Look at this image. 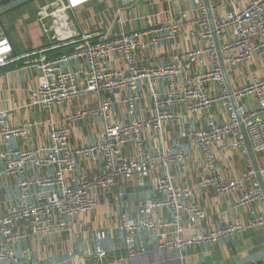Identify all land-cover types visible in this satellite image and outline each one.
<instances>
[{
	"label": "built area",
	"instance_id": "built-area-1",
	"mask_svg": "<svg viewBox=\"0 0 264 264\" xmlns=\"http://www.w3.org/2000/svg\"><path fill=\"white\" fill-rule=\"evenodd\" d=\"M6 0H0L2 4ZM26 1V0H18ZM93 0H58L44 5V20L52 17L64 25L61 12L77 9ZM123 8H130L138 0H117ZM202 11L197 21L201 26L200 35L209 41L207 47L186 51L171 62L155 66H139L135 53L140 49L158 47L172 41L185 22L176 18L162 25L148 26L108 36L101 33H87L79 40H73L76 48L70 53L47 57L41 51L27 54V59L35 57L32 64L39 71V86L32 96V104L44 109L63 105L67 101L90 95L103 97L120 90L131 94L122 98L127 105L129 122H113L111 99L101 98L94 106L77 111L64 118L63 125H51L50 145L46 149H20L11 146L14 139L28 135L33 124L25 123L12 126L7 112L0 111V136L6 149L0 151V176L12 178L15 182L18 199L9 212L0 218V263L21 264L15 243L27 236L52 235L72 230L74 220L93 212L97 207L94 196L96 191L116 188L120 179L132 183L139 179L143 185L156 165L164 168L155 185L157 197H146L139 216L122 218L123 246L130 259L139 258L150 251L137 245V241L147 234L152 235L158 251L168 252L179 264H185L184 253L193 246H208L222 242L232 235L243 233L251 228L264 225V212L248 224H232L214 231H203L198 225L205 217L204 212L192 204L193 190L189 184L177 185L169 173L172 163L185 165V153L180 139L189 138L199 148L206 164V177L200 187H212L217 194H227L236 189L245 188L251 182L252 187L245 190L237 205L243 206L259 200L264 206V196L250 160L245 141L241 133L230 95L220 67L213 32L208 20L204 0H195ZM6 7H0V68L6 67L14 58L11 39L5 32ZM120 22V20H119ZM215 30L220 42V51L227 73L255 55H264V0H248L246 6L227 16L214 18ZM44 26L46 24L44 23ZM57 27V24L55 25ZM48 28V27H47ZM232 28L233 36L227 29ZM64 41V40H63ZM212 58L211 68L198 71L190 76L185 70L191 68L198 58L204 55ZM120 55L124 61V70L111 68L106 60ZM85 59L88 68L75 71L68 67L71 61ZM145 82L149 98L153 103V114L146 119L137 116L138 91ZM216 82L223 87L221 94L213 95L205 89V84ZM166 83L165 90L162 84ZM238 103L240 117L253 147L254 153H264V79H254L238 90H233ZM253 96L255 104L248 106L243 99ZM222 105L228 114L227 121L217 118L215 108ZM188 113L202 112L206 126L202 129H182L172 148L150 152L144 132L153 131L163 141V127L167 122L181 118L175 109L181 108ZM98 119L103 124L102 139L90 145L73 147L70 143L69 123L86 119ZM41 124V123H39ZM38 124V125H39ZM234 134L237 144L228 143V137ZM136 147V156L124 158L128 145ZM240 146L247 157V170L240 179L224 178L216 165L217 152ZM102 158V168L90 175L69 179L75 172L78 160ZM31 167L41 170L37 178L29 176ZM36 188V189H35ZM120 199L126 197L119 192ZM166 212L167 216L160 213ZM25 226V232L14 230V226ZM105 236L101 234V239ZM99 256L105 251L101 244L96 248ZM78 256L70 254L69 261Z\"/></svg>",
	"mask_w": 264,
	"mask_h": 264
},
{
	"label": "crops",
	"instance_id": "crops-1",
	"mask_svg": "<svg viewBox=\"0 0 264 264\" xmlns=\"http://www.w3.org/2000/svg\"><path fill=\"white\" fill-rule=\"evenodd\" d=\"M30 1V0H27ZM40 1V0H39ZM44 5L58 0H41ZM18 1L6 5L5 31L8 33L14 48V58L6 67L0 68V111H6L9 123L20 126L33 124L25 137L14 139L10 145L20 149L43 150L50 145L51 125L67 123L64 118L73 113L94 106L101 98L111 99L113 122H129L127 105L122 98L130 91L120 90L99 97L90 95L67 101L63 105H55L44 109L32 104V96L39 86V71L32 64L33 59H27V54L41 51L47 57H55L75 50L76 43L87 33H101L111 36L124 32L143 29L148 26V19L153 25H162L173 19L181 18L185 24L172 41H167L158 47L140 49L135 53V61L139 66H155L171 62L176 56L186 51L207 47L209 41L200 35L201 26L197 21L202 17V11L195 0H138L130 8H123L117 0H93L73 10L61 12L64 25L52 17L44 20L46 24L36 21L28 11H19L22 4ZM214 18L227 16L233 11L247 5L248 0H209ZM36 7V6H34ZM12 15L15 19L12 18ZM120 20V22H119ZM57 24V27L55 26ZM12 32V33H11ZM228 36H233L232 28L227 29ZM64 40V41H63ZM212 58L204 55L195 60L190 70H185L188 77L198 71L211 68ZM111 68L124 70V61L120 55L106 60ZM68 67L75 71L88 68L85 59L71 61ZM233 90H238L254 79H264V55H255L248 62L242 63L228 73ZM163 89L168 88L166 83ZM205 89L213 95H219L223 87L216 82L205 84ZM136 106L140 119L149 118L153 114V103L149 98L147 84L142 83ZM253 96L243 101L248 106L255 104ZM180 116L177 122H167L163 127V141L153 131L144 132L145 142L150 152H159L175 146L180 131L184 129H202L206 126V118L202 112L188 113L183 107L175 109ZM217 118L228 120V114L222 105L215 108ZM41 123V124H39ZM39 124V125H38ZM71 128L70 143L73 147L93 144L102 139L103 124L98 119H86L69 123ZM228 143L237 144L234 134L228 137ZM180 145L185 153V165L172 163L169 173L177 185L189 184L193 190L191 202L204 212L205 217L198 227L203 231H214L232 224H248L264 212L261 201L254 200L249 204L238 206L237 203L245 190L252 187L246 183L244 190L236 189L227 194H217L212 187L202 188L200 182L206 177V164L199 148L189 138L180 139ZM0 136V151L6 149ZM136 147L129 144L124 150V158L136 156ZM256 158L264 179V153L256 154ZM216 165L221 175L228 179H240L247 170V157L244 149L236 146L234 149L217 152ZM102 168V158L95 160L81 158L75 172L69 179L82 175H90ZM3 167L0 165V174ZM164 168L156 165L141 185L139 179L127 183L120 179L118 186L106 191H96V209L74 220L72 230L57 232L52 235L27 236L15 243V249L21 264H179L168 252L158 251L152 235L147 234L137 241V245L148 248V254L130 259L123 246L121 230L122 218H135L146 197H157L156 180L164 172ZM42 173L31 167L29 176L37 178ZM36 189V188H35ZM119 192H125L126 197L120 199ZM18 199L15 182L12 178L0 176V218L5 216ZM167 216L166 212L160 213ZM14 230L25 232V226H14ZM105 236L101 239V234ZM101 244L105 251L99 256L96 248ZM0 247H3L0 237ZM70 254L77 255V260L69 261ZM185 264H264V225L251 228L243 233L214 245L193 246L184 253ZM5 264V263H0Z\"/></svg>",
	"mask_w": 264,
	"mask_h": 264
},
{
	"label": "water",
	"instance_id": "water-1",
	"mask_svg": "<svg viewBox=\"0 0 264 264\" xmlns=\"http://www.w3.org/2000/svg\"><path fill=\"white\" fill-rule=\"evenodd\" d=\"M16 1H18V0H6L2 4H0V7L12 4V3L16 2ZM204 3H205V8H206L208 20H209V23H210V27H211V30L213 32L214 43H215L216 50L218 52V59H219L220 67H221V70H222V75H223V78H224V81H225V86H226V89H227V91H228V93L230 95L231 102H232V105H233L237 120H238V122L240 124L241 133H242L244 141H245V146L247 148L250 160L252 162L254 172L256 174L258 183L260 185V189H261L262 194L264 196V179H263V176H262V173H261V170H260L257 158H256V154L254 153V150H253V147H252L251 142L249 140L248 134H247V132L245 130L244 123H243V121H242V119L240 117V114H239L238 103H237V101H236V99L234 97L233 88L231 86V83H230V80H229V75H228V73L226 71V67H225V64H224V61H223V57H222V54H221V51H220V42H219L218 35L216 33V30H215L214 16H213V13H212V10H211V6H210V3H209V0H204ZM6 35L8 36L7 32H6Z\"/></svg>",
	"mask_w": 264,
	"mask_h": 264
},
{
	"label": "rangeland",
	"instance_id": "rangeland-1",
	"mask_svg": "<svg viewBox=\"0 0 264 264\" xmlns=\"http://www.w3.org/2000/svg\"><path fill=\"white\" fill-rule=\"evenodd\" d=\"M17 3L22 4V6L19 7V11H25V12L28 11L30 12L31 16H33V18L36 19V21H38L39 23L40 22L44 23V2H42L41 0L40 1L39 0H30V1L26 0V1H18ZM12 18L15 19L13 15H12ZM5 22H6V19H5Z\"/></svg>",
	"mask_w": 264,
	"mask_h": 264
}]
</instances>
